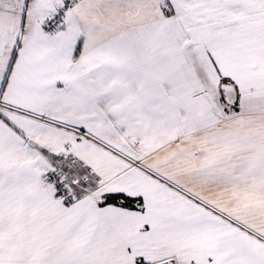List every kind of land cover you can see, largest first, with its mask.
<instances>
[{
    "label": "snow or ice",
    "instance_id": "1",
    "mask_svg": "<svg viewBox=\"0 0 264 264\" xmlns=\"http://www.w3.org/2000/svg\"><path fill=\"white\" fill-rule=\"evenodd\" d=\"M0 264H264V0H0Z\"/></svg>",
    "mask_w": 264,
    "mask_h": 264
}]
</instances>
